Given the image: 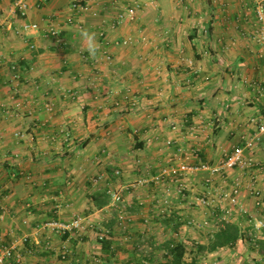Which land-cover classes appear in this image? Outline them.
<instances>
[{"label":"crops","instance_id":"1","mask_svg":"<svg viewBox=\"0 0 264 264\" xmlns=\"http://www.w3.org/2000/svg\"><path fill=\"white\" fill-rule=\"evenodd\" d=\"M13 1L0 0V240L28 237L19 264H162L175 246L182 264H264V62L252 38L260 0H80L87 13L72 11V0L42 8L32 0L25 19ZM130 7L135 21L118 24ZM26 23L40 31L23 32ZM51 27L58 38L46 36ZM12 62L22 69L17 100L27 108L10 117ZM126 101L137 103L134 111ZM254 137L255 147L244 149ZM237 149L259 168L216 178L226 192L240 184L238 206H221L228 215L198 204L206 174L188 173L184 196L170 179L135 185L120 229L106 182H94L113 169L121 171L115 185L127 186L168 168L218 166ZM163 201L171 217L162 223L153 219ZM75 216L85 219L82 235L37 231ZM95 226L111 237L97 242ZM228 226L237 239L212 248Z\"/></svg>","mask_w":264,"mask_h":264},{"label":"built area","instance_id":"2","mask_svg":"<svg viewBox=\"0 0 264 264\" xmlns=\"http://www.w3.org/2000/svg\"><path fill=\"white\" fill-rule=\"evenodd\" d=\"M217 1V0H213ZM48 0H36V7L42 8L47 4ZM32 0H14L13 1V11L19 16L21 19H25L27 17L28 11L31 8ZM70 9L77 13H87L91 10V6L88 2H82L80 0H72L70 3ZM137 7L127 8L117 14V23L121 24L125 21L133 22L135 21ZM23 32L25 33H38L40 31V27L37 24L26 23L22 27ZM60 35L59 30L54 27L49 28L46 32L47 37L58 38ZM253 40L257 43L260 49V54L264 62V0H260L255 8V32L253 35ZM30 50H35V45L32 43L28 44ZM83 61H88V56L82 55ZM107 59H109L107 57ZM8 84L11 91V97L13 100L12 108L13 111L7 109L6 116L13 117L14 114L18 112H22L26 109L27 105L20 100H17L21 95L22 88V69L21 66L17 62H12L8 67ZM68 94V93H66ZM70 94V93H69ZM118 105V104H117ZM130 111H134L137 104L135 102L129 103L127 105ZM264 111V105H263ZM44 110L48 113L52 112V106L48 102L44 105ZM30 114V112L28 111ZM254 121V120H253ZM251 121V122H253ZM45 126V123H39L36 125V128H42ZM261 130H264V125L261 127ZM60 135L68 146L71 143L72 137L70 133L66 129H62L60 131ZM14 136L16 138H22L23 135L19 132L15 133ZM258 141L257 137L251 138L245 142L244 149L252 150L255 147V143ZM167 145H171V142H167ZM198 152V150H196ZM259 165L251 160L247 159L243 156L242 150L237 149L232 154L226 156L218 166H209L203 163H198L196 165H182L177 169H164L160 173L156 175H152L147 179L141 180L138 184L131 185H115V180L120 179L121 171L119 169H113L110 176H106L105 173L97 175L94 179L95 183H100L105 181L108 191L107 194L110 200L111 209L116 210L117 217V225L120 229H125L126 226V218H125V209H126V196L130 193L131 190L136 189L135 185H149L153 184L154 186H161L166 183L167 180H171L176 185V193L178 195L184 196L187 192V185L184 181V177L188 173H205L206 177L203 179L202 190L200 197L198 199V204L204 208L208 209H219L225 215L230 213V208H236L238 206V196L240 192V184L239 182H235L232 184L230 191L226 192L216 186V178H224L226 173L229 171H257ZM251 194L254 197H259L260 192L257 190H252ZM230 206L227 210L221 207L224 204ZM163 204L168 205L167 202L163 201ZM167 210V208H166ZM165 210V211H166ZM85 219L79 216L73 217L70 223H63L60 221L50 220L40 227H38V232L50 231L58 236H65L67 234L82 235L85 227ZM25 224V223H24ZM187 226H195V222L193 220H189L187 222ZM95 236L96 240L99 243H104L111 237V231L108 228L103 226H95ZM28 237H22L18 240H12L10 242H4L0 240V264H19L21 255L18 252L20 245L26 243ZM50 245H45L44 250L50 251ZM66 253L60 254V258L65 261Z\"/></svg>","mask_w":264,"mask_h":264},{"label":"trees","instance_id":"3","mask_svg":"<svg viewBox=\"0 0 264 264\" xmlns=\"http://www.w3.org/2000/svg\"><path fill=\"white\" fill-rule=\"evenodd\" d=\"M238 237L237 230L231 226L226 227L224 232L215 235V241L213 242L212 248L221 247L224 245L232 244ZM171 255V261H167L162 264H182L183 248L175 246L171 248L169 253Z\"/></svg>","mask_w":264,"mask_h":264},{"label":"rangeland","instance_id":"4","mask_svg":"<svg viewBox=\"0 0 264 264\" xmlns=\"http://www.w3.org/2000/svg\"><path fill=\"white\" fill-rule=\"evenodd\" d=\"M69 98H72V99H74L75 98V95L73 94V93H70L69 94ZM132 101H130V103H131ZM133 102H135V101H133ZM126 103L127 104H129L127 101H126ZM136 103V102H135ZM118 104V105H117ZM137 104V103H136ZM113 106L114 107H119L120 106V102L119 103H116V104H113ZM127 106V105H126ZM128 107V106H127ZM125 109V108H124ZM216 186H217V184H216ZM185 194H187V192L185 193ZM167 207H170V206H167V205H165V204H163V202H160L159 203V205L157 206V208H158V212H156V214H154L155 215V217L157 216L159 219H153V220H155V221H157V222H166V221H168L167 219H169V218H167V216L169 215L170 217H171V214H168V212H169V210L170 209H168ZM166 208H167V210H166ZM166 210V211H165ZM165 219V220H164ZM187 221H185V225H187V223H186ZM213 235V234H212ZM169 238V237H168ZM213 241H215V235L213 236Z\"/></svg>","mask_w":264,"mask_h":264}]
</instances>
